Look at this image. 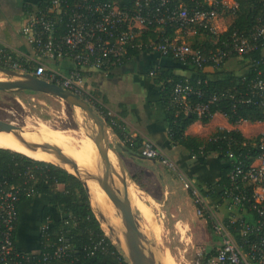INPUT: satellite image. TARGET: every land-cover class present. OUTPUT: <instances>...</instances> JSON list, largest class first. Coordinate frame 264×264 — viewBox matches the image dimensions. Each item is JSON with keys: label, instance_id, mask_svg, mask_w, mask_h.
<instances>
[{"label": "built area", "instance_id": "built-area-1", "mask_svg": "<svg viewBox=\"0 0 264 264\" xmlns=\"http://www.w3.org/2000/svg\"><path fill=\"white\" fill-rule=\"evenodd\" d=\"M239 7V0H191V5L186 0H49L44 7L28 12L20 28L31 54L23 55L0 40V67L57 83L80 95L105 119V106L87 90L84 73H108L124 65L130 49L172 56L183 66L193 63L212 68L225 66L233 55L261 50V59L248 60L242 76H248L250 66L264 65V19L247 32L235 30L220 36L228 32L231 15L237 14ZM221 21H225L222 26ZM169 28L173 35L168 33ZM150 30L158 36L146 40L144 35ZM199 32L210 33L213 44L225 48L210 53L194 48L188 38ZM63 60L71 61L73 67L64 72L52 66ZM32 63L36 66L31 71ZM256 71L247 85L246 101L255 99V103L264 105V71ZM227 93L212 94L207 100L190 104L188 96L202 98V91L179 82L172 97L184 110L202 118L212 116L211 103ZM134 140L126 134L121 144L133 145ZM258 147L261 153L249 165L235 164L228 173L229 184L216 187L214 196L198 186L189 187L197 216L207 220L221 241L217 250L205 253L194 264H264V139ZM139 150L143 157L175 168L153 142L143 141ZM229 156H233L231 152ZM26 193L33 195L34 191L30 188ZM19 203V189L0 190V264H25L24 254L14 241Z\"/></svg>", "mask_w": 264, "mask_h": 264}, {"label": "trees", "instance_id": "trees-1", "mask_svg": "<svg viewBox=\"0 0 264 264\" xmlns=\"http://www.w3.org/2000/svg\"><path fill=\"white\" fill-rule=\"evenodd\" d=\"M48 1L44 0L36 7L25 5V10L31 12L40 9ZM186 2L191 5V0H186ZM239 2L240 7L237 14L231 15L228 32L220 34L221 37L228 36V33L235 30L247 32L252 25L264 19V0H239ZM168 33L174 34L171 28L168 29ZM157 36L158 32L150 30L144 38L147 40ZM212 38L210 33L201 35L199 32L188 39L194 48H201L206 53L215 52L218 47L225 48L221 44L214 45ZM140 52L142 51L130 49L129 60L139 55ZM261 56V50L245 55H233L225 66L219 65L213 68V72L204 71L208 65L202 67L189 63L183 66L174 57L166 56L184 70L194 73L195 76L192 78L175 73L176 67L173 66H156L149 71L153 82L160 87L161 102L168 112L169 138L188 149L194 156L205 158L212 153H217L219 162L223 164L217 181L201 188L207 195L214 196V189L217 186L229 184L228 173L235 164L249 165L261 153L258 144L264 136L259 134L256 137L247 138L235 128L218 130L209 138L203 139L189 135L186 131L197 120L203 123L209 122L215 113L225 114L234 125L240 121L264 122V105L255 103V99L253 102L246 101L247 85L255 77L256 69L264 71V65L259 64L255 67L252 65L248 76H242V68L250 64L247 61L261 59ZM230 62H233L237 68L227 67ZM35 66L32 63L29 65V70L32 71ZM179 82L202 91V98L195 94L188 96L187 101L190 104L207 100L212 94H221L224 91H229V93L211 103L212 116L199 118L196 113L184 110L180 102L173 101V89ZM256 100L259 101L257 96ZM104 117L111 125L113 133L123 138L125 136L123 123L116 120L114 115L108 114L106 108ZM142 142L140 139H135L133 145L127 143L126 147L137 151ZM230 152L232 157L229 156ZM47 162L31 157L21 150L0 148V190L14 187L20 192L19 216L14 229L17 249L21 204L39 195L48 198L41 211L39 252L24 254L25 264H129L121 254L123 251L118 242L113 239L110 231L105 229L100 214L95 213L91 191L86 188L83 181L67 169ZM132 178L135 180L134 176ZM30 188L34 191L33 195L26 193V189ZM189 194L191 195L190 189ZM174 262L177 264L175 259Z\"/></svg>", "mask_w": 264, "mask_h": 264}, {"label": "crops", "instance_id": "crops-1", "mask_svg": "<svg viewBox=\"0 0 264 264\" xmlns=\"http://www.w3.org/2000/svg\"><path fill=\"white\" fill-rule=\"evenodd\" d=\"M42 1L44 0H0V40L23 55L31 54L32 49L20 34V28L25 23L28 13L25 5L36 7ZM6 15L12 18L11 25L7 27L6 22L3 21ZM58 65L66 70L73 67V63L68 60L58 61ZM162 65L176 67L175 73L177 74L186 75L189 78L195 76L194 73L184 70L170 58L154 51H142L124 65L108 73L90 70L84 74L87 90L97 96L116 120L123 123L125 135L141 141L153 142L163 151L167 159L174 163L175 168L173 169L160 160L143 157L139 149L132 151L126 145L121 144L127 148L124 151V160L131 177H135L134 181L155 201L167 203L177 200L180 194L183 195L188 185L198 186L201 189L208 184H214L220 176L223 164L219 162L217 153H212L205 158L194 156L188 149L169 138L168 112L161 102L160 87L153 82V77L149 74L150 69ZM204 71L213 72L214 69L207 66ZM242 123L250 122L241 121ZM235 128L241 131L238 124L231 123L222 113H215L207 123L200 120L194 122L186 133L205 139L218 130ZM110 138L117 144L122 140L115 133L110 135ZM95 189L96 186L91 185L89 191H92L90 194H94L97 209L104 201L112 204L107 196L105 198L103 195L100 199V195H96L100 191ZM139 199V216L147 217L150 227L158 226L154 219V208H157V203L152 199L147 201ZM47 200V197L39 195L26 200L20 206L18 250L23 254L39 252L41 211ZM107 215L108 213L106 217ZM177 226L180 232L185 231L179 223ZM143 231L146 237L152 235L150 229L147 231L143 229ZM113 239L118 241L116 237Z\"/></svg>", "mask_w": 264, "mask_h": 264}, {"label": "rangeland", "instance_id": "rangeland-1", "mask_svg": "<svg viewBox=\"0 0 264 264\" xmlns=\"http://www.w3.org/2000/svg\"><path fill=\"white\" fill-rule=\"evenodd\" d=\"M11 4H14L13 1ZM3 18V21L6 22L5 26H10L12 18L7 15ZM228 20L229 19H226L225 21ZM225 21H221L219 25H224ZM52 66H57L58 69H61L64 72L66 71V69H63L60 65H58V62H56V64L53 63ZM227 67L234 69L237 68L233 62H230ZM10 79L11 78L8 75L0 73L1 81ZM2 124L17 126L25 130H38L50 141H53L56 144L58 142L66 148L77 151L82 160L76 163L75 170L78 171L77 174L82 177V179H89L92 181L93 179L91 177H93L94 174H98L100 169L98 168V165H94V167L90 166L88 161L95 162L93 151L98 153L99 151L96 150L88 139L82 135L79 126L81 125L85 129H88L87 124H89L91 127L93 126L92 129L95 133H98V128L97 124L89 118L83 109L71 106L63 99L45 93L31 92L27 90L0 91V125ZM238 127L247 138L256 137L257 135L264 133V122L241 124L240 121L238 123ZM5 134L6 133H0V148L10 150L11 148H14L29 154L25 145L17 147L4 142L3 140ZM31 134L32 136L19 135L24 136L31 141L27 142V145L33 146L32 143L35 142L37 145H46L45 140H43L41 136L34 135L35 133L33 131ZM109 162L112 166L113 172L119 173V165L111 156H109ZM125 171L129 175L127 169H125ZM129 182L134 183L137 187L135 193H133L135 203H137L138 198H141L144 201L149 199L155 201L150 195H144L140 191L141 187L139 188L137 183L130 177ZM97 184L87 183V186ZM100 187L101 188H98L96 186V189L100 191V193H97L96 195H100V199L103 198V195L106 198V193L104 192L102 186ZM189 187L191 186L188 185L184 194H180L177 200H172L167 203L155 201L157 203V208H154V219L158 223V226L156 225L152 228L147 222V217H138V224L140 227L145 231L150 229L152 235H147V237H145L150 240L153 250L159 257V260H161L162 264H175L174 259L177 264H194L198 258H201L209 251L217 250L220 245V239L212 231L207 220L197 216L192 196L189 194ZM93 196L94 194L91 193L94 211L97 215L98 213L100 214V218L105 229L111 233L109 225H112L113 229H117L119 223V219L116 217L115 208L112 204L110 205L104 201V203L101 204V207H98L97 209ZM107 213L108 215L106 217ZM178 223L185 229L184 232L179 231L177 226ZM112 236L113 238L115 237L114 235ZM120 247L123 253L118 247L119 251L128 261L124 248L121 245Z\"/></svg>", "mask_w": 264, "mask_h": 264}, {"label": "water", "instance_id": "water-1", "mask_svg": "<svg viewBox=\"0 0 264 264\" xmlns=\"http://www.w3.org/2000/svg\"><path fill=\"white\" fill-rule=\"evenodd\" d=\"M0 72L5 73L11 78L10 80L6 81L0 80V91L27 90L31 92H40L57 96L66 101L69 105L83 109L89 118L97 124L99 145L98 150L100 153L101 165L98 174H94L91 178L101 184L104 192L110 198L115 208L117 219H119L117 229H113L112 225H109L111 233L124 245L129 264H162L161 260H159V257L153 250L150 240L145 237V235L139 230L137 226V217L134 214L133 205L127 191L125 189L119 188V192H121L120 195L113 182L112 171L109 162V153L110 151L116 153L118 158L123 160L124 165L129 172L124 160V151H126L127 148L121 146L119 143L117 144L110 138V135L113 134V131L106 120L101 117L93 108V106L84 98L57 83L49 82L31 73H21L2 67H0ZM65 162L67 165L73 164L70 160H66ZM55 164L67 169L66 164ZM130 178L133 180L131 175ZM83 183L87 188L85 181H83Z\"/></svg>", "mask_w": 264, "mask_h": 264}, {"label": "bare ground", "instance_id": "bare-ground-1", "mask_svg": "<svg viewBox=\"0 0 264 264\" xmlns=\"http://www.w3.org/2000/svg\"><path fill=\"white\" fill-rule=\"evenodd\" d=\"M88 129H85L83 126H79L80 131L82 133V135L88 139V141L95 147L96 150H98V133L94 132V130L92 129L93 126L91 127L89 124H87ZM30 130V131H29ZM29 130H25L22 129L20 127L17 126H13V125H9V124H2L0 125V133H6L4 136V142L6 143H10L14 146H20V145H25V147L28 149V153L29 155H31L32 157H35L39 160H43V161H48V162H52V163H62V164H66V160H70L72 161L73 164H66V167L68 169V171L75 173L79 178L82 179V177H80L77 174V170H75V165L78 161H81V156L79 155V153L73 149L70 148H66L64 146H62L60 143L57 142L54 143L53 141H50L45 135H43L40 131L38 130H34V129H29ZM32 131L35 133L34 135H39L42 137L43 140H45L46 145H37L36 142L32 143V145H27V142H31L29 139L25 138L24 136H20L21 135H27V136H32ZM55 144V145H54ZM1 145V143H0ZM99 151V150H98ZM93 155L95 158V162H89L88 164L90 166L94 165H98V168H100V154L96 151H93ZM109 156H111L119 165L120 171L119 173H115L112 170V166L110 164L111 167V171H112V179L113 182L116 186V189L118 191V193L121 195V192H119V188L125 189L130 197V200L132 202L133 205V209H134V214L136 215V223L137 226L139 228V230L144 234L143 229L140 227V225L138 224V202H139V198L137 200V203H135V199L133 197V193H135L137 187L134 183L129 182V177L130 175L127 174V172L125 171L126 167L124 165V162L121 158H118L117 154L114 153L113 151H110ZM87 162V161H86ZM95 163V164H93ZM83 181H85V183H93V184H97L98 181L96 180H92L90 181L89 179H82ZM134 181V180H133ZM138 185V184H137ZM94 186V185H93ZM98 188H101L99 186V184L95 185ZM88 190L91 189V185L87 186ZM140 188V186H139ZM140 191L146 195L149 196L148 193H146L142 188H140ZM107 195V194H106ZM107 198L109 199V197L107 196ZM145 235V234H144ZM119 244L124 248L125 254L127 255L126 249L124 247V245L118 240Z\"/></svg>", "mask_w": 264, "mask_h": 264}, {"label": "flooded vegetation", "instance_id": "flooded-vegetation-1", "mask_svg": "<svg viewBox=\"0 0 264 264\" xmlns=\"http://www.w3.org/2000/svg\"><path fill=\"white\" fill-rule=\"evenodd\" d=\"M18 93H20V92H18Z\"/></svg>", "mask_w": 264, "mask_h": 264}]
</instances>
